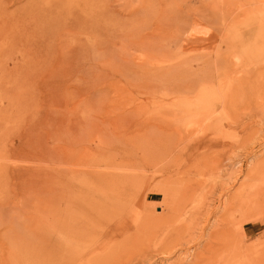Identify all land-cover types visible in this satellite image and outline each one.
<instances>
[{
	"label": "rangeland",
	"instance_id": "obj_1",
	"mask_svg": "<svg viewBox=\"0 0 264 264\" xmlns=\"http://www.w3.org/2000/svg\"><path fill=\"white\" fill-rule=\"evenodd\" d=\"M0 264H264V0H0Z\"/></svg>",
	"mask_w": 264,
	"mask_h": 264
},
{
	"label": "bare ground",
	"instance_id": "obj_2",
	"mask_svg": "<svg viewBox=\"0 0 264 264\" xmlns=\"http://www.w3.org/2000/svg\"><path fill=\"white\" fill-rule=\"evenodd\" d=\"M101 250H102V248H101ZM101 250H99V251H101ZM95 251H97V250H95Z\"/></svg>",
	"mask_w": 264,
	"mask_h": 264
}]
</instances>
